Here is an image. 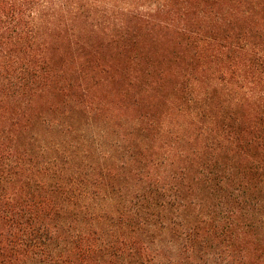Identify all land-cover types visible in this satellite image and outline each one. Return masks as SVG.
<instances>
[{"label":"trees","instance_id":"1","mask_svg":"<svg viewBox=\"0 0 264 264\" xmlns=\"http://www.w3.org/2000/svg\"><path fill=\"white\" fill-rule=\"evenodd\" d=\"M155 1L192 50L159 117L92 93L115 72L82 35L97 2L0 0V264H264V0ZM121 31L129 99L160 69Z\"/></svg>","mask_w":264,"mask_h":264},{"label":"rangeland","instance_id":"2","mask_svg":"<svg viewBox=\"0 0 264 264\" xmlns=\"http://www.w3.org/2000/svg\"><path fill=\"white\" fill-rule=\"evenodd\" d=\"M93 2L98 3L97 13L87 20L83 19L81 21L83 27L86 28V31H84L82 35L86 36L90 43L93 41L96 48H101L97 56L108 60L110 67H115V72L114 76H112L111 70L109 74L103 73L102 78H98L97 82L96 80L91 81L87 78V82H92V93L96 95V99L102 104L114 106L118 109H116L117 111L127 116H134L133 111H138L140 108L158 117L163 115L169 111L165 99L168 95L174 98L173 89L175 75L179 70L185 67L192 51L191 47L186 45V40L180 38L174 31V27L177 28V25L183 19V17L180 16L185 15L175 12V14L172 13L169 16H160L164 21H169L172 24L171 27L164 28L158 26L160 24L157 19L160 17L155 15L158 9V4L155 0H93ZM170 2L171 5H174V0H170ZM130 15L139 17H128ZM56 17V15H52V13L49 12L45 16V28L49 32L53 31L51 39L54 46L61 47L59 53H63L67 66L70 65L71 67V64L77 62V53L74 54L68 51L67 41L69 33L65 34L67 35L65 38L63 33V36L59 37V31H56V29H58V20ZM121 27L123 28L121 29ZM121 30L132 34L133 43L131 46L135 44L139 51L147 54L151 61H155L157 67L160 69V71H157V76L155 78V88L149 89V91L144 90L141 93L132 89L129 92L130 95L132 94L129 99L125 98L123 95V88L127 80L123 77L129 73V64L132 65V62L126 53H122V51L118 49L106 50L108 42L112 39V36L108 35L120 33L122 32ZM123 34L127 35V33ZM102 40H104V45H101ZM110 47H115V44L108 48ZM78 55L83 57L84 53L79 52ZM176 55H180L181 57L174 60V56ZM199 61L200 59L198 58L193 62L192 67L198 68L197 75L203 76L207 74L209 70L203 72L206 66H204V64L199 66ZM69 72L71 73V70ZM105 76L108 77L105 78ZM206 84L207 83H201L200 86ZM200 86H197V88ZM260 92V90H257L255 96H258ZM136 98H139L140 102L134 101ZM172 103H174V99ZM257 241L256 247H258V249L257 252H254L253 256H257L264 246V241L262 239H258Z\"/></svg>","mask_w":264,"mask_h":264}]
</instances>
